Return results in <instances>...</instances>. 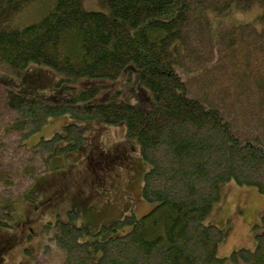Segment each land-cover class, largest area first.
Returning <instances> with one entry per match:
<instances>
[{"label":"trees","instance_id":"1","mask_svg":"<svg viewBox=\"0 0 264 264\" xmlns=\"http://www.w3.org/2000/svg\"><path fill=\"white\" fill-rule=\"evenodd\" d=\"M252 3L260 28L237 18ZM108 5L107 14L85 10L81 0H0V67L18 74L29 64L46 66L69 84L114 80L136 69L150 96L146 106L116 95L82 105L95 95L91 87L51 104L2 88L0 224L58 143L64 154L83 143L86 128L74 122L31 146L24 142L49 117L70 113L124 123L125 137L138 143L148 165L141 196L152 207L115 219V234L101 240L86 239L88 228L73 224L75 212L47 223L45 231L63 251L60 264H264V230L253 249L220 256L223 230L209 219L220 182L264 195V0Z\"/></svg>","mask_w":264,"mask_h":264},{"label":"rangeland","instance_id":"2","mask_svg":"<svg viewBox=\"0 0 264 264\" xmlns=\"http://www.w3.org/2000/svg\"><path fill=\"white\" fill-rule=\"evenodd\" d=\"M81 6L87 11L110 13L108 0H81ZM237 16L240 21L260 28L256 4L239 11ZM5 87L51 104L67 103L91 87H95L96 93L82 105L104 103L113 95L137 106L148 105L150 99L136 69L130 70V74L123 71L114 80L82 78L69 84L61 82L60 76L46 66L29 64L18 74L0 67V93ZM71 122L86 128L85 139L68 154L59 150L61 142L58 143L47 154L45 168L15 197L10 217L0 224V264H60L63 251L49 238L45 225L67 221L69 211L77 214L74 225L88 228L86 239L91 241L114 235L115 219L132 213L140 216L152 207L141 196L148 165L141 158L138 143L125 137L123 122L78 120L64 113L49 117L24 142L31 146L41 138L63 132ZM219 189L220 198L213 202L209 218L223 230L216 254L226 256L239 247L253 249L256 233L264 230V195L252 186L232 181L220 182ZM102 226L107 229L99 232ZM89 248L92 250L91 245Z\"/></svg>","mask_w":264,"mask_h":264}]
</instances>
